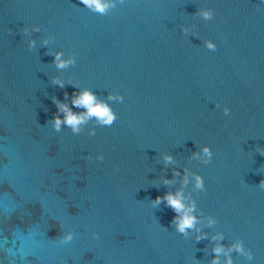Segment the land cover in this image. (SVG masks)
Here are the masks:
<instances>
[{
  "label": "water",
  "instance_id": "1",
  "mask_svg": "<svg viewBox=\"0 0 264 264\" xmlns=\"http://www.w3.org/2000/svg\"><path fill=\"white\" fill-rule=\"evenodd\" d=\"M108 2L0 0V264H212L217 246L219 264H264V0ZM84 89L116 121L57 132L53 97L83 113ZM205 146L209 163L193 155ZM180 190L187 236L152 204Z\"/></svg>",
  "mask_w": 264,
  "mask_h": 264
},
{
  "label": "clouds",
  "instance_id": "2",
  "mask_svg": "<svg viewBox=\"0 0 264 264\" xmlns=\"http://www.w3.org/2000/svg\"><path fill=\"white\" fill-rule=\"evenodd\" d=\"M82 4L89 7L90 9L97 11L101 14H105L110 7H115V4L109 3L108 0H81ZM200 15L205 20H211L214 16V13L211 9L203 10ZM35 31H39V27L37 26ZM25 33L28 32V29H24ZM187 31V29H185ZM35 40L30 42V47H35ZM48 43L47 40L44 41L46 45ZM207 47L211 50L216 49V45L211 41L207 42ZM63 53L57 52L55 54L56 67L59 69H64L70 65H74L76 62L75 57H69L68 59H63ZM53 83L57 84L59 87L64 88L65 83L59 77L54 78ZM69 94L65 92V100H67ZM109 99H119L123 102L124 97L109 95ZM53 102L57 106V113L55 114L51 123L53 124L54 129L59 132L61 130L62 125H67L73 131V133L78 134L81 131V125L86 124L89 119L96 118V120L106 126H111L117 119L116 114L113 112L111 107L104 101H100L96 94L91 89H84L79 93H72V105L74 107L83 108L86 111L83 113H75L69 107V105L65 102H61L60 100L53 97ZM230 113V109L228 107L224 108V114L228 115ZM63 114V115H61ZM91 135L95 134V130L90 133ZM260 155L264 156V148L258 149ZM196 158H204L205 163H209L212 160L213 152L210 146H205L202 149L201 153L193 154ZM100 160L104 159L103 155L97 157ZM164 160L166 164H170L173 162V157L171 155H165ZM188 169H185V175L183 177V183L186 185L189 182ZM174 175L179 176L180 172L176 171ZM165 184L172 183L171 180L165 179ZM260 187L264 188V180L260 182ZM195 187L200 190H204L205 184L204 179L200 175H195ZM152 204L154 207H159L161 204H164L167 207H170L176 215L173 217V223L176 226V229L179 233L188 235L189 229H195L196 224L198 222L197 216L194 214L196 205L195 202L189 206L185 201V197L183 195V191H177L175 193L168 192L163 196L158 195L153 201ZM214 221L210 220V223ZM199 231V229H197ZM205 236H197V240L203 239ZM222 239L223 237H219ZM73 239L72 234H68L63 237V242L68 243ZM232 248L241 254H244L248 257L249 260L253 259L251 252H246L242 242H237L232 246ZM214 252L216 253V257L212 261V264H219V255L224 252L223 246H217L214 248ZM227 255V253H225ZM227 264H232L231 257L229 256L227 260Z\"/></svg>",
  "mask_w": 264,
  "mask_h": 264
}]
</instances>
